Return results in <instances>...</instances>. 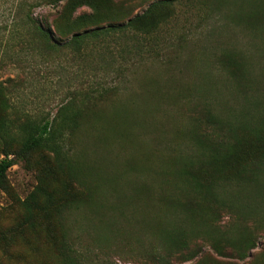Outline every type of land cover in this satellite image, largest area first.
Masks as SVG:
<instances>
[{
  "label": "trees",
  "instance_id": "obj_1",
  "mask_svg": "<svg viewBox=\"0 0 264 264\" xmlns=\"http://www.w3.org/2000/svg\"><path fill=\"white\" fill-rule=\"evenodd\" d=\"M85 5L92 12L76 15L78 8ZM111 8L108 0H66L61 18L55 22L64 38H57L53 29L35 24L41 41L47 39L40 44L48 54L66 47L74 57L86 59L99 45L109 48L116 35L128 41L132 39L130 30L145 36L155 32L172 14L171 4L160 0L142 14L116 23ZM219 10L225 18L245 25L251 32L256 28L264 32V0H226L225 8ZM133 39L132 44L125 43L122 56L126 60L124 52L132 53L130 60L135 67L138 56L155 49L146 48L136 35ZM262 44L264 33L260 45L255 46L264 50ZM106 54L109 60L100 68L103 80L97 79L96 74L90 76L88 87L73 91L51 119L16 109L8 95L9 88L0 89V186L8 190L9 170L19 160L28 163L34 158L37 170L36 185L18 202L22 214L14 217L11 232H0V264H23L18 259L20 253L9 249L10 243L17 244L23 233L39 230L52 248L56 264H98L81 250L69 221L84 206L105 208L102 190L107 200L112 190L124 196L118 187L120 176L113 168L117 159L114 156L108 161L106 155L80 157L66 148V140L84 131L93 116L97 115L100 123H109L107 114L99 113V108L119 101L123 87L131 81L129 75L130 79L122 78L127 77L120 69L124 65H118L114 53L109 50ZM219 57L220 67L235 82L228 86L229 100L221 99L219 91L201 96L189 110L187 126H176L173 134L164 131L160 145L156 141L157 148H148V158L159 157L158 153L162 156L161 165L150 163L142 169L132 168L134 180L129 186L133 197L148 201L149 208H153V213L141 219L143 229L147 228L157 242L149 250L144 246L141 255L163 264L202 257L207 254L204 244L220 256L232 255L243 261L251 256L246 264H264V242L260 244L264 239V83L255 69L252 51L232 49ZM114 70L117 78L112 76L113 84H106L104 79L110 78ZM121 110L116 113L123 120L136 112L132 122L127 120L129 128L124 135L118 124L112 127L124 146L130 129L134 125L145 126L151 113L142 106L128 109L127 116L126 110ZM160 128L166 130L167 126ZM104 186L108 189L104 190ZM216 214L220 217L214 218ZM226 216L221 226L220 221ZM257 247L259 251H255ZM202 260L195 264H205ZM212 264L239 263L213 258Z\"/></svg>",
  "mask_w": 264,
  "mask_h": 264
},
{
  "label": "rangeland",
  "instance_id": "obj_2",
  "mask_svg": "<svg viewBox=\"0 0 264 264\" xmlns=\"http://www.w3.org/2000/svg\"><path fill=\"white\" fill-rule=\"evenodd\" d=\"M156 1L160 0H108V4L114 10V19L118 23L142 14ZM166 1L171 4V17L155 32L145 36L130 30L128 34L131 41L121 40L116 35L109 48L99 45L85 59L74 57L66 47L55 54H48L42 44L47 39L41 41L34 27L35 24H40L45 29H53L57 38L61 37L55 28V22L61 18L66 0H0V89L9 88L8 95L16 109L34 117L53 118L59 105L73 91L88 87L90 76L96 74L99 75L97 79L102 77L103 80L104 73L100 68L109 60L106 54L109 50L114 53L118 65L121 62L124 65L120 69L127 77L122 78L131 77L130 83L126 88L123 87L119 101L99 108V113L107 114L109 123H100L96 120L97 115L93 116L94 119H89L90 124L84 131L77 132L66 140V148L80 157L106 155L108 161L114 156L117 159L113 168L120 176L118 187L124 196L112 190L107 200L102 190L101 198H105L102 200L105 208L84 206L79 212L72 214L69 221L73 237L81 250L89 253V257L98 264H163L141 255L144 246L145 250H149L157 242L146 231L147 228L143 229L141 219L153 213V208H149L148 201L133 197L129 186L134 180L132 168L142 169L150 163L161 165L162 156L158 153L160 158H148V148H157L156 141L160 145L164 131L173 134L176 126H187L189 110L195 102L201 100V96L219 91L221 99L223 97L229 100V96H226L228 86L231 87V83L235 82L220 67L217 58L220 59L219 56L232 49L252 51L255 69L257 68L260 80L264 83V50L255 46L260 45L263 29L256 28L251 32L245 25H237L225 18L219 9L225 8L226 0ZM235 7L234 4L233 8ZM91 12L92 9L85 5L78 8L75 14ZM135 35L141 38L146 48L153 46L155 50L138 56L139 63L134 67L130 60L133 54L125 51L126 60H123L122 50L125 43L134 42ZM116 74L118 72L115 70L111 72L110 78L104 79L105 83L112 85L111 78L116 77ZM137 106H142L151 115H148L145 126L134 125L130 129L127 144L121 146L112 127L118 124L124 135L129 128L127 120L132 122L136 112H131L128 119L123 120L116 111L122 109L123 113L126 110L127 116L128 109ZM165 125L166 130L160 128ZM131 135L136 136L130 138ZM35 161L34 158L28 163L19 160L9 170L8 190L0 186V232L7 229V232H11L9 229L13 226L14 217L22 214L18 209V202L37 183ZM98 167L101 168V165ZM141 177L144 175H140ZM105 189L108 187L104 186ZM127 195L129 198H126ZM213 217H220V214ZM226 220L227 216L220 221V225ZM23 234L26 236L19 237L17 244L11 242L9 247L11 251L20 253L18 259L21 263L30 261L29 264H56L52 248L47 245L42 230ZM262 242L264 239L260 244ZM204 245L203 249L207 252L204 256L199 255L178 263L174 260L171 263L195 264L203 259L201 262L212 264L215 258L220 262L246 264L251 259V256L244 261L232 255L220 256L210 246ZM226 249L228 253L231 252L230 248ZM255 251H259V247ZM2 253L0 250V255ZM24 257L27 260H22Z\"/></svg>",
  "mask_w": 264,
  "mask_h": 264
}]
</instances>
